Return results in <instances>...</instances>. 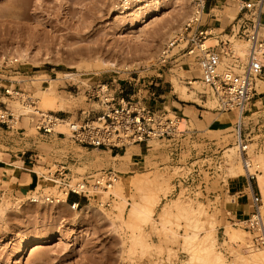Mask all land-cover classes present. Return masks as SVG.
<instances>
[{"label":"rangeland","instance_id":"rangeland-1","mask_svg":"<svg viewBox=\"0 0 264 264\" xmlns=\"http://www.w3.org/2000/svg\"><path fill=\"white\" fill-rule=\"evenodd\" d=\"M120 2L121 0H0V114L10 111L14 116L22 115L20 123L12 129L0 125V207H5L0 216V264H188L186 261H189L190 254L188 250L186 252L187 246L183 247L184 243H180L182 241L179 236L191 231V221L187 224L183 217L181 219L178 216L177 220H171L172 224H177L178 221L179 225H175L176 227L171 223V226H167L177 234L176 242L171 240V236V239L167 238L170 241L165 242L163 238L168 237L165 236L166 233L162 237V233H154L155 231L150 229V224L142 225L143 230L149 233V244L153 245L145 252L142 247L131 244L130 229L107 218L105 213L114 217L119 206V198L113 192L111 194L114 200L110 207L101 208L91 201L86 213L74 211L63 203L49 205L29 202V194L41 188H45L44 192L55 191V188L50 187L52 185L42 179L47 168L51 167L54 171L57 165L65 166L71 182L109 168L118 171L119 182L121 181L124 187L125 179L137 173L156 171L161 176L169 177L168 193L165 197L160 195L152 223L158 224V213L162 204H168L176 197L185 204L188 201L194 205L199 202L208 213L217 212L220 226L216 249L223 255V264H230L231 261L234 262L231 264L254 262L256 258L250 260L252 256L249 255L259 253L260 250L255 249L256 252L254 248L251 249V235L241 224H231L235 221L229 217L232 198L227 193L224 194L221 188L222 185L227 187L226 179H232L226 177L230 167L229 153H237V123L235 112H232L236 111L235 109L222 111L229 115L230 124L205 134H192L191 141L180 146L190 151L192 161L207 149L209 143L210 150H219L218 155H222L223 161L225 160L217 177L206 187V194L199 190L194 192L192 189L191 195L184 189L175 190L174 178L188 171L182 167L183 158H187L188 153L181 155V160H177L170 156L172 148L164 141L155 139L143 143L144 145L141 143L146 155L144 166L129 172L131 174H125L128 160L113 159L107 149L82 146L70 138V123L95 119L102 108L100 102L88 100L86 97L88 90L100 85H106L108 93L115 99L124 98L133 103L148 105L152 109H163L169 116L173 115L174 110L168 106V99L175 96L181 99L175 89L177 86L186 87L189 97L185 101H191V104H205V110L217 112L216 99L210 96L200 82L195 85L187 84L188 80H196L199 76L191 62L180 63V59L173 57L165 64L157 63L161 47L172 38H168L169 31L174 30L176 34L188 12V0H160L159 10L155 13L157 21H149L150 24L146 26L137 25L135 29H129L126 25L128 18L119 20L114 19V15L111 16V11L119 7ZM236 14L237 8L231 2L222 13V25L229 24ZM129 20L131 21L130 18ZM167 29L169 30L166 32ZM238 46L241 49L247 48L244 42H236L235 48H239ZM18 49H25L31 56L30 61L21 60L16 55L17 51H14ZM74 54L82 56L77 57ZM12 59L17 62L9 63L8 60ZM104 62L106 65H103ZM109 62L116 65L109 66ZM100 63L101 66H98ZM124 64L128 66L127 69L122 66ZM69 71L75 75L63 77L64 73ZM50 80L54 82L56 101L59 102L55 103V109L53 107L48 110L51 107L46 108L40 102L39 96L40 91L48 87ZM258 82L261 86H257ZM263 82L264 73L256 80V89L260 87L258 92L264 89ZM12 86L31 95L35 106L41 112L66 119L65 124L62 122L63 125L60 123L57 128L62 135L38 132L29 116L31 111L27 112L29 108L21 106L18 100L10 98L1 89ZM161 90L166 91L163 99L157 98ZM254 99L242 114L241 121L244 122L245 130L241 132H250L249 143L252 146L249 148L253 151L251 156L255 155V159L259 156L264 164V112L250 116ZM165 101L166 104H162ZM185 126L180 125V128ZM19 127L23 129L17 130ZM127 147L131 150L132 145ZM123 149L124 147L112 150L114 153L119 151L122 155ZM223 150L226 153L224 155ZM255 159L250 160L254 163L249 167V173L255 174L256 178V173L261 174L264 165H260L257 163L259 160ZM239 164H242L240 160ZM255 164H259V168L254 167ZM14 166H22V172L27 174L26 180H21L20 184L16 185L13 183L14 179H11ZM244 174L246 172L239 176ZM217 186L219 190L215 189ZM259 189L260 192L264 191V186ZM107 198L108 194H102L103 202ZM126 200L130 202V193L126 194ZM86 204L88 203L84 200L81 201L82 206ZM263 204L264 200L261 204L262 214ZM250 205L252 206L251 203ZM129 207V204H126L124 208L125 220ZM225 221L230 222L232 227L246 232H243L242 247L237 249L235 243L229 246L227 243V246L221 243V226L225 225ZM112 222L115 226L109 224ZM186 228L190 230L184 231ZM60 236L63 237L62 240H59ZM38 240L42 241L38 248L29 247L27 251L18 254L22 244ZM246 240H249L248 243ZM246 244H249L247 249ZM158 245L161 250L156 247ZM230 248L236 251L235 254L229 253ZM238 252L240 257L245 253V256L241 257L242 260H248L241 262L240 258L239 261ZM237 258L238 261H235Z\"/></svg>","mask_w":264,"mask_h":264},{"label":"built area","instance_id":"built-area-1","mask_svg":"<svg viewBox=\"0 0 264 264\" xmlns=\"http://www.w3.org/2000/svg\"><path fill=\"white\" fill-rule=\"evenodd\" d=\"M140 1L121 0L119 7H131ZM231 2L237 8V14L225 29L217 32L205 25L207 0H188V12L174 37L161 47L157 63L165 64L173 57L180 59V63L191 62L199 73L196 80L216 99V110L222 112L235 109L243 114L256 95L257 78L264 73V0ZM236 42H244L247 48L236 49ZM8 61L17 62L16 59ZM187 84L192 85V82L188 80ZM1 89L10 98L18 100L21 106L29 108V116L38 132L62 135L57 130L62 123L59 118L38 110L31 95L18 91L14 86ZM86 97L100 102L102 108L95 119H83L69 124L70 138L74 142L86 147L119 149L155 139L164 141L172 148L170 156L173 158L181 160V155L188 153L182 163V167L188 171L174 178L175 190L184 189L189 195L191 189L206 194V187L217 177L225 160L223 161L222 155H218L217 147V151H211L208 143L207 149L191 161L190 151L184 150L180 144L185 139L187 142L191 141L192 131L186 126L180 128V117L175 114L169 116L165 110L152 109L148 105L133 103L124 98L115 99L108 93L106 85L88 90ZM21 116H14L10 111L2 113L0 125L12 129L20 122ZM243 128L244 122L240 119L236 124L235 146L238 158L245 169H248L253 151L249 148L250 132L242 134L241 131L245 130ZM46 171L42 181L55 186L56 194L44 192L45 188H41L29 194L28 201L34 204H58L65 195V201L71 205L72 210L82 205L81 201L72 200L71 196L88 204L93 201L97 206L109 207L114 200L113 194L109 193L104 202L102 194L120 179L118 171L112 168L82 176L74 182H71L63 165H57L54 171L49 167ZM244 176L256 185L257 192L250 194L252 209L240 223L251 235L250 247L260 249L264 248L261 192L255 176L248 173Z\"/></svg>","mask_w":264,"mask_h":264},{"label":"bare ground","instance_id":"bare-ground-1","mask_svg":"<svg viewBox=\"0 0 264 264\" xmlns=\"http://www.w3.org/2000/svg\"><path fill=\"white\" fill-rule=\"evenodd\" d=\"M178 1H181V0H178ZM159 4H160V0H141L138 3L132 4L131 7L130 6H128V7H116V9L111 11L112 12L111 16L114 15L115 17H113V18L119 19V20L120 19L127 20L126 18H128L129 22H127L126 25L128 26L129 29H135V28H137V25L138 26L139 25L146 26V25H149L150 23H152L153 21L156 20L155 13L159 10ZM129 18L131 19V21L129 20ZM149 19H151V20H149ZM149 21H150V23H149ZM168 30L169 29H167L166 32ZM174 35H175L174 30L169 31L168 38L169 37L171 38ZM237 49L243 50L240 47ZM18 50H14V51L15 52L17 51L16 55L21 60L30 61L31 56L28 54L27 51H25V49L24 50L18 49ZM74 55L77 57L82 56V54H74ZM96 64H98V62ZM103 65H106L105 62ZM108 65L109 66H115L116 64L109 62ZM98 66H101V63ZM122 66L126 69L128 68V66H126L125 64ZM98 68H100V67H98ZM73 75H75V73L69 71L68 73H64L63 77H72ZM190 81L192 82L193 85L199 83V81L195 80V79H192ZM259 81H260V79H259ZM175 84H176V82H175ZM257 84H258L257 86H261L260 82H258ZM177 85H179V84H177ZM259 89H260V87H258L257 92L259 91ZM175 90H176L175 92H178V94H179L178 96L181 99L186 100L189 97V94L187 93L186 87L177 86ZM40 92H39L41 94V96H39L40 102L44 106H46V108L51 107L48 110H51L54 106H57V105H55V103L59 102V101H56L55 85H54V82L52 80L49 81L48 87L45 90H41ZM191 94H193V92ZM60 101H62V100H60ZM42 104H41V106H42ZM203 105H205V104H203ZM54 109H55V107H54ZM28 111L29 110H27V112ZM232 112H235V121L238 124L241 117H242V114H240L239 110L232 111ZM59 120H60V122H63V123L66 122V119H63V118H59ZM230 123H231V119L227 116V114H223V117L221 119V125H219V126L222 128L223 125H228ZM180 125H185V121L183 119L180 120ZM64 129H65V127H64ZM230 147H232V146H230ZM229 149L231 150V148H228V150ZM224 153H225V150H223V155H224ZM130 154H131V150L127 149L124 154L119 155V156H115L114 158H119L122 161L128 160L130 157ZM229 154H231V156ZM229 154L228 155L230 157L228 156V163H229L228 167H229V165H230V167L227 170V173H226L227 176L226 177L234 179V178L238 177L240 174H242L243 172L251 174V173H249V169L251 170V168H249V167H251V165H253L254 162L251 161L249 166H248V169H245V167L242 164H239L240 159H238V156L235 152H232ZM251 158L255 159V155H254V157L251 156ZM257 158L255 159V160H259V161H257V163L262 165L263 164L262 159L259 156ZM259 164H255L254 167L259 168ZM261 172H262L261 174L256 173L258 186H260L259 188H263V186H264V169H262ZM124 173L125 174H131V173L126 172V171ZM251 175L255 176V174H251ZM168 179H169V177L166 178L165 176H161L160 174H158V172H156V171H151L148 173H142V174L137 173V174L129 175L125 179L126 187H124V184L121 181L119 182V180H117L113 184L114 187L112 186L111 188H109V190L107 192L103 193V194H109V193L113 192L114 195H117V197L119 198V206L116 208L117 214H115L114 217H111L109 214L105 213L107 218L109 220L113 219L117 223L124 225V227H126V229H130L131 230L130 232H132L131 235L129 236V238L131 239L130 240L131 244L132 245L135 244V245L142 247V249L146 252V251H149L150 247L153 245L151 243L149 244V242H148V238H149L148 234L149 233H146L147 231L143 230L142 225L150 224L149 225V226H151L150 229L152 231H155L154 233H157V232L162 233V235H161L162 237H164L163 235H164V233H166L165 236L168 235V237L166 236L163 238L165 240V242L170 241V239H171L170 236L173 238L171 240H174L176 242V239L178 238V236L177 237H175V236L177 234L175 235V233L170 228H168L167 226L170 225L171 220L173 218H175L177 220V218H179L178 216H180V218L183 217V219L185 218L187 220V224H188V222L190 223V221H191V225H190L191 231L184 233V235H182V236H179L181 238V241H182L180 243H184V245L182 244L183 247L187 246L186 252L188 250L189 251L188 254H190V256H188L189 261H186V262L188 264H194L195 262L198 264H223V255L221 254V252L217 251V249H216V245H217L216 243L218 242V227L220 226V222L217 218V212L216 211H213L212 213H208L205 210V208L202 207L201 203L195 202V205H194V204H192L191 201H188L190 203L186 202L187 204H185V203H183L184 202L183 200H182L183 201L182 202V201H180L181 199H178L176 197V199L172 200L170 203L164 204V205L162 204L160 211L158 213V224L154 225V223H152V221H153L152 217L154 216V210L159 203L160 195L165 197L168 193V181H169ZM226 181H227V179H226ZM247 185H248V183H247ZM50 187L55 188L54 194H56V187L53 185ZM127 193H130V202L129 203L126 200V194ZM261 197H262V200H264V191L261 192ZM61 199H62L61 203L67 204L69 207L71 206L70 204H68L65 201V195ZM215 199H216V197H215ZM216 202H217V199H216ZM126 204H129L130 207L128 209L127 219L125 220L123 218V212H124V208L126 207ZM1 207H0V216H1V214H3V212L5 210V209H3L5 207H3V208H1ZM88 207H89V204H86L84 206H80L79 208L75 209L74 211L79 210L80 212L86 213L88 210ZM75 208H76V206H75ZM101 208H104V207H101ZM104 220H107V219H104ZM241 220H243V219H241ZM241 220H235L234 222L232 221L231 224L232 225L233 224L235 225L238 223L241 224L240 223ZM185 222L186 221H184V223ZM113 223L114 222L109 223V224H113ZM224 223H225V225L221 226V228L223 230L221 243H224V244L227 243L228 246H229V244L235 243L234 245L236 246V244H237V249L240 248L239 246H241V244L243 245V243H244L243 242V240H244L243 232L244 231L232 227L230 222L228 223L225 221ZM172 225H174V226L179 225V223L177 221V224L175 222ZM190 226H188V227H190ZM118 227H120V225H118ZM190 229L186 228V230H184V231H187ZM152 231H151V233H153ZM244 233H246V232H244ZM159 235L160 234H158V236ZM167 238H170V239H167ZM62 239H63V237L60 236L59 240H62ZM248 241H247V243H248ZM41 242L42 241L38 240L36 242L22 244L20 246V251L18 252V254H22L24 251H27L29 247H33V249L38 248L39 247L38 245L41 244ZM249 244H246V249L248 248L247 245H249ZM156 247L157 248L159 247V249H160L159 245ZM225 248L228 249L227 247H225ZM251 249H253V248H251ZM232 250L234 252V249L230 248L229 253L235 254L236 251L233 253V252H231ZM248 250H250V249H248ZM253 250H255V249H253ZM259 250H258L259 253L254 254L252 252L254 255H249L250 257L252 256L250 260H252L253 257L256 258L254 260V262L251 261L254 264H264V248H261ZM250 251H252V250H250ZM244 254H242V255H244ZM237 255L236 256L239 257V261H240L241 257L245 256V255L244 256L241 255V257H240L239 252L237 253ZM233 259H236V257L235 258L233 257ZM246 259L242 260V258H241V262H245ZM235 261H238V258ZM231 262H229V263L231 264ZM232 263H234V262H232ZM252 263H248V264H252Z\"/></svg>","mask_w":264,"mask_h":264},{"label":"crops","instance_id":"crops-1","mask_svg":"<svg viewBox=\"0 0 264 264\" xmlns=\"http://www.w3.org/2000/svg\"><path fill=\"white\" fill-rule=\"evenodd\" d=\"M229 4H231V0H207L206 13L204 17L205 25L213 31H221L225 29V27L229 24L225 26L222 25V13H224V8ZM164 94H166V91L161 90L160 93L157 95V98L163 99ZM254 98L255 101L252 107L253 111L250 114L251 117L252 115L258 112H264V89L261 92H257L256 89V95ZM162 104H166V101ZM167 104L171 109L174 110L173 114L177 115L185 121L186 127L189 128L190 131H192V134H205L207 132L216 131L220 128L219 125H221V119L224 114L222 112L218 113L217 110V112L207 111L203 108V105L199 103L191 104V101H185L183 99H179L176 96L173 99H168ZM260 109L262 110L260 111ZM227 116L229 117L228 114ZM258 130H260L259 127ZM186 142V139L183 140L180 146H183V144ZM142 144H131V154L126 163V172H134L144 166L146 155L143 151L144 144ZM127 149V146L124 147V149L121 150L123 151L122 154H124ZM101 150L104 151V149ZM107 152L110 153V156L111 158L113 157V159L115 156L120 155L119 151H115L114 153L112 149H107ZM23 163L24 162L22 161V164ZM21 167L14 166L13 168L14 173L11 175V179H14V185L20 184L21 180H26L27 174L22 172ZM221 188L224 194L227 193V195L232 198L229 217L235 220H241L246 218V216L250 213L252 209L250 205V194L257 192L256 185L252 183L248 177L238 176L234 179H227V187L225 188V186L222 185ZM215 189L219 190L218 186ZM70 198L72 200L82 201L76 196H71Z\"/></svg>","mask_w":264,"mask_h":264}]
</instances>
